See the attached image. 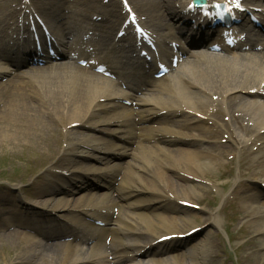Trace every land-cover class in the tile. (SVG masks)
I'll return each instance as SVG.
<instances>
[{
  "label": "bare ground",
  "instance_id": "6f19581e",
  "mask_svg": "<svg viewBox=\"0 0 264 264\" xmlns=\"http://www.w3.org/2000/svg\"><path fill=\"white\" fill-rule=\"evenodd\" d=\"M95 1L96 4L91 3L87 7L97 9V0ZM163 1L160 0V6L151 15L157 30H161L162 27H174L173 24L167 23L166 16L163 14L162 8L168 7L162 3ZM252 1L256 2V0ZM244 3L247 5L248 1L244 0ZM47 5L49 3L40 0L34 4L35 7L43 10L47 9ZM110 5L115 8L117 3ZM81 7H84V4H81ZM178 8L177 11H172L171 17L181 20L186 17L188 11L184 3H181ZM18 12L19 8L13 7L11 2L0 0V41L5 38V28L11 21H15L14 15ZM101 15L106 22L108 14L101 13ZM237 16L244 18L243 13H238ZM63 19L61 17V20ZM203 23L208 22L204 20ZM93 26L94 29H88L92 30L93 34H96L95 30L98 34L103 32L110 36L114 27L110 24L102 29L103 25L98 23ZM220 29L229 30L222 25ZM62 34L65 37L70 35V27L66 26ZM169 34L176 38L174 33ZM119 41L130 43L129 38H122L116 42ZM58 44L64 45V42L60 41ZM94 46L97 49H103L98 43ZM257 46L259 47L256 48ZM235 47L223 50L229 52V55L195 54L188 57L185 60L186 65L200 69L195 78L184 71H179L176 77L168 82L159 81L160 84H158L154 80L142 79L139 75V83L133 84L125 78V74L116 72L119 82L133 91L149 86L148 90L151 92L166 95V98L159 102V112L139 117L137 121L153 120L160 124L162 130L157 137L173 144L172 147L160 148L141 144V151L147 152L154 149L171 162L161 158L156 163H150L143 156L140 158L142 165H138L137 170L144 172L149 178H140L133 171L124 180V185L117 189V197L121 200L135 198L142 192L158 196V201L152 202L155 203L152 207L159 211L152 218L145 220L141 232L142 238L147 239L164 230H174L168 234L176 233L180 229H185L193 220L177 201L181 196L197 197L196 189L202 188V183L199 181L205 174L204 169L218 164L217 157L224 156L231 150L217 139L221 130L232 129L223 122V117H228L230 125L234 122L242 135L256 133L255 137L247 142L231 131L233 143L244 152L239 175L245 180L255 181L264 177V101L254 98L262 89L261 84H264V41L247 40L245 43H239L238 48L248 47L249 51L245 53L231 52ZM30 50L24 51L23 60L14 61L6 48L0 49V145L20 147L33 154V157L35 154L40 156L39 166L45 164L58 170H50L49 177L37 176L30 195L32 203L17 204L16 201L8 198L5 189H0V200L9 209H15L16 213L20 214V219L22 214L30 215L33 219L36 217L44 219L43 221L35 219L38 222L33 225L19 221L16 228L11 229L6 226L2 228L1 237L7 238L12 246H18L16 242L23 234L19 230L21 227L29 228L41 235L37 239L29 236L32 241L29 249L31 256L29 253L28 257L25 256L22 259L7 255L2 257V261L5 264H65L76 254V246L72 242L58 239L67 235L73 238L78 236L72 234L73 232L63 231L59 227L50 225L55 218L52 215H57V212L62 210L78 209L83 197L74 196V193L80 189L84 190L85 196L97 198L99 194L91 191L95 183L110 187L109 184L112 183L116 174L113 171H106L103 166H108L111 158L120 160L128 152L123 150L124 146L120 147L109 136L114 135L119 127L128 126L127 119L121 116L127 110L119 103V100H127L131 94L117 89L116 84H112L102 74L93 72L94 66L90 65L86 68L69 60L54 64L50 62L47 66L30 68L27 71L21 70L22 66L29 65L30 56L33 53ZM57 52L60 59L64 53ZM83 59L86 60L84 57ZM151 69L148 72H151ZM133 75L136 76L135 72ZM116 89L119 93L114 92ZM237 91L249 97L236 95ZM161 110L165 112L162 113ZM195 112H198L201 117L196 118ZM207 120L211 121L210 125H205ZM74 123L78 126L77 128L66 129V126ZM61 128H65L66 134L61 133ZM197 136L205 138L200 142ZM119 138L121 141L131 142L127 137ZM152 138L153 136L147 137V139ZM62 142L66 145L65 148L61 146ZM256 143L258 157L251 162H246L247 158L254 153L250 148L251 145ZM41 148L44 152H40ZM163 149L165 151H162ZM168 170H171L172 174H169ZM139 180H141L139 183L145 184L144 188L135 186ZM151 185L153 188L150 187ZM231 195L234 199L248 202L249 211L240 215L239 219L240 224L244 221L247 227H253L252 231L248 228L246 232H252L255 237L245 242L243 246L245 253L241 264H255L256 256L264 257V194L258 193L247 183L240 182ZM109 201L110 207L115 205V200ZM150 203L142 202L135 206L138 208L144 206L146 209L150 207ZM93 204L89 199L83 207L84 210H90L97 202ZM35 206L40 210H35ZM115 212L106 211L107 219ZM97 220L103 222L101 217H97ZM108 235L106 234V238ZM191 237L185 238V242ZM157 238H160V235ZM181 243L183 242L172 239L156 243L158 256L165 257ZM184 245L185 243L180 245V249ZM191 248H195V245ZM179 253L181 252L164 259L156 258L154 261L157 264H166L168 260H171L172 264H186L187 253ZM71 261V264L99 262V260H89L84 257ZM208 261L211 264H217L218 254H213Z\"/></svg>",
  "mask_w": 264,
  "mask_h": 264
},
{
  "label": "rangeland",
  "instance_id": "374dc122",
  "mask_svg": "<svg viewBox=\"0 0 264 264\" xmlns=\"http://www.w3.org/2000/svg\"><path fill=\"white\" fill-rule=\"evenodd\" d=\"M139 8L142 9L141 7ZM71 15L75 16V13L73 12ZM142 17L148 22L145 15H142ZM226 135L227 134L223 133L219 141L232 146L234 148L233 151L227 152L224 156H218V164L211 165L204 169L205 175L202 177L204 188L201 190V193H199L201 195L197 196V198L192 196L183 197V199L189 197V201L193 202V204H197L196 206L198 208L183 205L185 207L184 209L188 208L186 210L191 211L193 216H196V218L194 217L195 219L192 218L193 225H200L202 218H208L211 215H214L216 218V223L214 225L211 223H204L205 227L200 232L198 231L199 233L192 238L189 243L187 242L189 247L191 245H197L191 250L193 258L188 261V264H209L208 260L214 253L219 254L218 264H240V258L244 255V251L242 250L243 243L254 236L252 232L249 233L248 231L246 233L245 231L246 228L252 231L253 227H247L246 225L240 227V220L238 219L240 217L239 215L249 211L248 202L246 200L237 201L231 198V193L236 184L239 181L245 180L239 175V166L244 158V153L236 149L230 141L226 140ZM251 149L255 152L253 147H251ZM40 152H44V149L41 148ZM31 155L32 154L28 151L20 147L13 148L12 146L0 145V186L8 189V192L12 194L13 200H24V193L31 191V183L35 180L36 176L38 174L46 176V169H51V167L48 166L39 168L35 166L36 163L33 161L23 159V157L29 158V156L32 158ZM255 158L256 156L252 154L247 158L246 162H251ZM262 179L245 182L253 186L255 190H260L259 186L260 183L263 182ZM138 186L142 187V185ZM83 203L84 199L81 200L80 204L82 205ZM180 203L179 201V204ZM8 210L9 209H6L0 201V219L4 221L9 220L10 224L15 226L17 217L14 216V212L10 213ZM61 213L64 214V211ZM29 219L31 220V217H24L22 221L25 223H32ZM65 219L66 217L56 220L58 224H66ZM4 221H0V229L3 227L2 222ZM85 230H87V228ZM210 240H212V245H210ZM16 243L18 244V246L16 245L17 247L12 246L7 238L0 236V264H5L2 261V257H6L7 255L11 257H21L22 259H24L25 256L28 257L29 253H31L29 250L31 248V241L29 238L22 235ZM85 245H88V243ZM102 250L103 249H100L99 253ZM83 251L90 252L86 249ZM81 253L82 251L77 252V254ZM31 255L32 253L30 256ZM263 262V256H256L255 264H263Z\"/></svg>",
  "mask_w": 264,
  "mask_h": 264
},
{
  "label": "snow or ice",
  "instance_id": "6c2138e0",
  "mask_svg": "<svg viewBox=\"0 0 264 264\" xmlns=\"http://www.w3.org/2000/svg\"><path fill=\"white\" fill-rule=\"evenodd\" d=\"M234 2L236 3V6L239 7V4H238L237 0H234Z\"/></svg>",
  "mask_w": 264,
  "mask_h": 264
}]
</instances>
